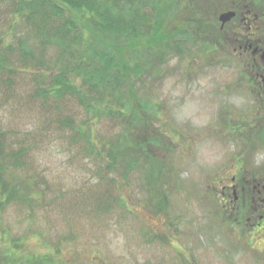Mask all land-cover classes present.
I'll use <instances>...</instances> for the list:
<instances>
[{"label":"rangeland","instance_id":"rangeland-1","mask_svg":"<svg viewBox=\"0 0 264 264\" xmlns=\"http://www.w3.org/2000/svg\"><path fill=\"white\" fill-rule=\"evenodd\" d=\"M161 6L151 44L77 19L84 44L122 59L120 87L67 73L80 100L50 90L60 46L0 3V264H264L254 72L188 0Z\"/></svg>","mask_w":264,"mask_h":264},{"label":"trees","instance_id":"trees-1","mask_svg":"<svg viewBox=\"0 0 264 264\" xmlns=\"http://www.w3.org/2000/svg\"><path fill=\"white\" fill-rule=\"evenodd\" d=\"M188 1L193 6L194 17L198 19L192 22L199 25L200 21L203 22L202 19H206V24L200 26L203 27V34L207 30L210 39L217 40V43L225 48L232 49L240 46V51H242L244 47L252 43L253 36L256 39L255 44H261V40L263 42L264 3L262 1L264 0ZM254 1L257 6L254 5ZM169 2L172 0H128L127 4L124 0H0L4 6H10L14 14L23 15L26 20L35 22L34 29L37 33L48 34L49 40H54L60 46L61 52L58 58L68 57L58 68L64 77L56 78L50 90L54 93L62 87L71 88L80 100L87 94L82 87L73 83L67 73L82 75L90 84H93L92 80L95 77L98 84L106 80L108 83L110 80L111 82L117 80L116 87H120L122 59L120 56L111 54L107 49L94 47L91 43H88L90 46L84 44V33L77 19L88 20L93 29L119 38L123 44L133 45L139 35H148L144 42L151 44L161 41V38H157L154 23L162 17V3L164 5ZM214 7H218V13L234 9L238 15L236 14L235 18L223 28L219 26L216 28L213 22L214 11L218 9ZM210 39L208 42H212ZM64 53L69 56H65ZM247 59L249 60L248 57ZM247 64L250 66V60ZM113 90L116 89L113 88ZM89 97L88 100H90ZM85 130L83 128L82 132L84 133ZM88 132L90 130H87V135ZM131 160L129 163L135 165L134 158ZM0 173L2 174L1 170ZM6 185L9 189L10 184ZM14 191L6 192L9 195H16ZM30 198L33 199L32 196ZM21 199L25 202L29 200V196L24 194ZM35 264H40V262L36 261Z\"/></svg>","mask_w":264,"mask_h":264},{"label":"flooded vegetation","instance_id":"flooded-vegetation-1","mask_svg":"<svg viewBox=\"0 0 264 264\" xmlns=\"http://www.w3.org/2000/svg\"><path fill=\"white\" fill-rule=\"evenodd\" d=\"M255 43H256V39H255V36H253L252 37V43H250L249 48L244 47V51H243V49H242V51H240V49H241L240 46H237V48L233 47L232 53L237 54L238 56L244 55V56H247L249 58V60H250V71L254 72L253 76L251 77L252 83L250 85L253 88L257 89L258 92H257L256 97L264 100V55H263V53H264V38H263V42L261 40V44L257 45ZM232 181H234L233 177H232ZM254 182L256 183V181H254ZM258 184L259 183H257V185ZM225 186H224V188H225ZM234 193H235V190L233 188V194ZM252 199H254V197H252ZM260 201H264V199H261ZM256 207H255L254 211L257 212ZM263 216H264V214L260 215V217L258 216V218L264 219Z\"/></svg>","mask_w":264,"mask_h":264},{"label":"water","instance_id":"water-1","mask_svg":"<svg viewBox=\"0 0 264 264\" xmlns=\"http://www.w3.org/2000/svg\"><path fill=\"white\" fill-rule=\"evenodd\" d=\"M234 16H235V12L232 10H228L220 13L218 16V21L220 22V26L222 27L224 24L230 21Z\"/></svg>","mask_w":264,"mask_h":264}]
</instances>
